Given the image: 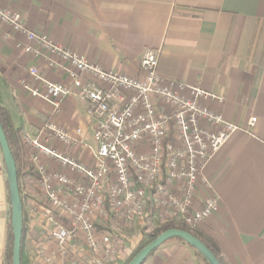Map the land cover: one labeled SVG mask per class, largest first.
<instances>
[{
  "label": "crops",
  "instance_id": "0c3cea01",
  "mask_svg": "<svg viewBox=\"0 0 264 264\" xmlns=\"http://www.w3.org/2000/svg\"><path fill=\"white\" fill-rule=\"evenodd\" d=\"M0 3L20 12L28 29L46 34L53 43L106 71L143 79L139 61L150 49L158 52L157 72L163 79L221 98L220 103H208V107L239 130L229 136L204 169L203 175L218 198V208L196 229L214 240L224 264H264V0ZM27 44L23 36L0 24V106L18 130L23 159L36 175L27 178L22 186L29 240L33 232L39 236L43 198L23 134L34 137L48 123L74 138L81 130L80 144L52 146L88 163L92 158L89 142L93 141L95 122L87 113L88 105L74 97L64 98L57 111L50 103L29 94L25 86H37L29 75L33 67L52 83L70 82L62 69H49L44 59L25 54L22 47ZM252 118L256 122L250 127ZM39 162L49 172L58 169L48 157L40 156ZM8 211L6 173L0 152V264ZM139 236L140 231H136L116 245L119 256L113 264H122L132 254ZM28 255L32 262L29 251ZM144 264L202 263L187 246L169 241Z\"/></svg>",
  "mask_w": 264,
  "mask_h": 264
},
{
  "label": "built area",
  "instance_id": "2783aa9c",
  "mask_svg": "<svg viewBox=\"0 0 264 264\" xmlns=\"http://www.w3.org/2000/svg\"><path fill=\"white\" fill-rule=\"evenodd\" d=\"M0 24L25 38V54L44 59L49 69H62L70 82L52 83L33 67L29 75L37 86H25L29 94L57 111L64 98L74 97L88 105L95 122V149L88 163L52 146L80 144L81 130L74 138L48 123L34 137L23 134L43 198L37 242L29 239L36 248L32 264L114 263L117 247L97 227L106 226L111 216L125 223L148 217L159 224L179 221L196 229L213 215L218 198L204 169L239 130L208 107L221 98L163 79L157 51L143 53V79H136L106 71L28 29L20 12L1 3ZM255 122L252 118L248 125ZM40 156L55 161L58 169L49 172Z\"/></svg>",
  "mask_w": 264,
  "mask_h": 264
},
{
  "label": "trees",
  "instance_id": "16d2710c",
  "mask_svg": "<svg viewBox=\"0 0 264 264\" xmlns=\"http://www.w3.org/2000/svg\"><path fill=\"white\" fill-rule=\"evenodd\" d=\"M0 124L4 131V134L6 136L11 154L13 156L15 165H16V171H17V177H18V186L19 191L21 195V203H22V218H23V232H22V239H21V245H20V264H30V257L28 255L27 245H26V210H25V204H24V196H23V188L24 181L27 178H34L36 177L35 173L33 172V169L31 166L25 163L23 159V152H22V146L21 141L19 137V132L15 127L13 126L10 116L6 109L0 106ZM112 220V216L110 218V221ZM153 221V229L151 231H140V236L138 239V242L135 246L134 251L130 256H128L125 261L122 264H128L132 258L140 251L142 250L147 244H149L152 240H154L157 236L162 234L165 231L168 230H181L185 231L187 233H190L194 237H196L199 241H201L206 248L215 256L219 264H224L223 257L221 256V252L217 244L214 242V240L209 237L207 234L199 231L198 229H190L186 225H184L182 222L179 221H170L165 224H159L154 218L151 219ZM110 221L107 223L106 227H98V230H103L105 232H108L110 236L114 235V232L111 229ZM12 235L10 232V210L8 211L7 216V235H6V241H5V248H4V254H3V264H11V257H12ZM170 241H177L182 243L183 245L187 246L196 257L199 258L202 264H207L201 256L194 251L192 248H190L188 245H186L183 241L178 239H173ZM169 242V241H168ZM167 243V242H166ZM155 252V251H154ZM153 252V253H154ZM152 253V254H153ZM151 254V255H152ZM150 255V256H151ZM145 263V262H144ZM143 263V264H144Z\"/></svg>",
  "mask_w": 264,
  "mask_h": 264
},
{
  "label": "water",
  "instance_id": "95a60500",
  "mask_svg": "<svg viewBox=\"0 0 264 264\" xmlns=\"http://www.w3.org/2000/svg\"><path fill=\"white\" fill-rule=\"evenodd\" d=\"M0 152L6 173L10 210V232L13 239L11 264H20V245L23 232L21 195L18 186L16 165L1 124ZM173 239L183 241L186 245L196 251L207 264H219L215 256L201 241L190 233L181 230H168L163 232L140 250L128 264H143L154 251Z\"/></svg>",
  "mask_w": 264,
  "mask_h": 264
},
{
  "label": "rangeland",
  "instance_id": "374dc122",
  "mask_svg": "<svg viewBox=\"0 0 264 264\" xmlns=\"http://www.w3.org/2000/svg\"><path fill=\"white\" fill-rule=\"evenodd\" d=\"M89 147L94 150L95 149V144L93 141L89 142ZM34 194V193H33ZM41 195V193H40ZM42 197V195H41ZM38 199L40 196L37 197ZM140 223L134 222V223H125L120 219H115L112 217V220L110 222L111 224V229L114 232L113 236H110L111 241L113 244L118 245L121 244V241H126V239L130 238L133 234L136 233V231H151L154 227L153 221L148 217L144 221H139ZM143 222V223H142ZM161 224V223H160ZM165 224V223H162ZM134 232V233H133ZM25 239H26V245L28 246V251L32 255V257L35 255L36 248L31 246V243L28 242V234H25ZM30 239L32 242H37L38 235H36L34 232L32 236H30ZM28 242V243H27ZM119 243V244H118ZM50 250L51 253L54 250L53 245H50ZM32 259V258H31ZM33 262H30L32 264ZM113 264V263H112Z\"/></svg>",
  "mask_w": 264,
  "mask_h": 264
}]
</instances>
